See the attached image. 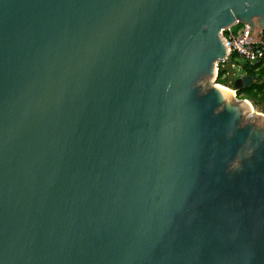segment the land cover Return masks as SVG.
I'll return each mask as SVG.
<instances>
[{"label":"water","instance_id":"1","mask_svg":"<svg viewBox=\"0 0 264 264\" xmlns=\"http://www.w3.org/2000/svg\"><path fill=\"white\" fill-rule=\"evenodd\" d=\"M237 22L264 0H0V264H264Z\"/></svg>","mask_w":264,"mask_h":264},{"label":"built area","instance_id":"2","mask_svg":"<svg viewBox=\"0 0 264 264\" xmlns=\"http://www.w3.org/2000/svg\"><path fill=\"white\" fill-rule=\"evenodd\" d=\"M249 32L250 26L246 24H243V27L239 29L238 32L233 30V25L222 29L221 34L225 40V45L228 49V52L227 55L217 63V76L220 67H225L226 65L231 64L233 54H236L239 58L248 62L249 66L258 65L264 61V31H260L261 33L259 32V36L257 35L256 38L261 42L254 41L252 43H241V41L244 39L247 40ZM230 66L232 69L235 68L241 70L243 72V76L246 75V71L242 65L231 64Z\"/></svg>","mask_w":264,"mask_h":264},{"label":"trees","instance_id":"3","mask_svg":"<svg viewBox=\"0 0 264 264\" xmlns=\"http://www.w3.org/2000/svg\"><path fill=\"white\" fill-rule=\"evenodd\" d=\"M231 64L242 65L246 74L253 77V82L249 86L236 89L237 97L251 100L255 106H261L264 111V61L261 64L249 66L248 62L233 54ZM229 80L228 70L225 67H220L216 82L228 84Z\"/></svg>","mask_w":264,"mask_h":264},{"label":"rangeland","instance_id":"4","mask_svg":"<svg viewBox=\"0 0 264 264\" xmlns=\"http://www.w3.org/2000/svg\"><path fill=\"white\" fill-rule=\"evenodd\" d=\"M242 27H243V23H237V24L233 25V30L235 32H238L239 29H241ZM230 65L231 64H228V65L225 66V68L228 70V76L230 78L229 83L228 84H220V83L216 82V80L214 81V83H217L218 85H222V86L228 87V88L233 89V90L236 91V89L234 87V81L238 77L243 76V72L241 70H239V69H235V68L232 69V67ZM233 97H234L233 100L236 101V102H239V100H241L240 98L237 97V91H236V94H234ZM249 101H251V100H249ZM254 107H255V113L254 112H247L245 117H244V119H251V118H253V119H262L263 120L262 123H264V111L261 109L262 107L261 106H255V105H254Z\"/></svg>","mask_w":264,"mask_h":264},{"label":"bare ground","instance_id":"5","mask_svg":"<svg viewBox=\"0 0 264 264\" xmlns=\"http://www.w3.org/2000/svg\"><path fill=\"white\" fill-rule=\"evenodd\" d=\"M217 85H218V84H217ZM218 87H220V88H222V89H225V90L231 92V93H232V94H231V97H233L234 94H236L235 90L230 89V88H228V87H225V86H222V85H218ZM245 102H246V103H244V104L249 108V110H250L251 112H254V113H255V107H254V105L252 104V102L249 101V100H246Z\"/></svg>","mask_w":264,"mask_h":264}]
</instances>
